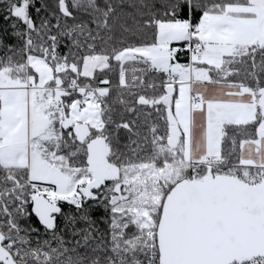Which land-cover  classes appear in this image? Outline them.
<instances>
[{
  "label": "snow or ice",
  "instance_id": "obj_1",
  "mask_svg": "<svg viewBox=\"0 0 264 264\" xmlns=\"http://www.w3.org/2000/svg\"><path fill=\"white\" fill-rule=\"evenodd\" d=\"M0 264H264V0H0Z\"/></svg>",
  "mask_w": 264,
  "mask_h": 264
}]
</instances>
